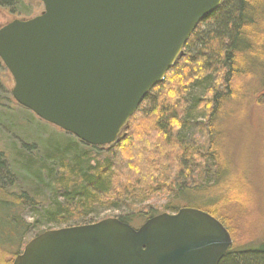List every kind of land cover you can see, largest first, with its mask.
I'll use <instances>...</instances> for the list:
<instances>
[{"label": "water", "instance_id": "water-1", "mask_svg": "<svg viewBox=\"0 0 264 264\" xmlns=\"http://www.w3.org/2000/svg\"><path fill=\"white\" fill-rule=\"evenodd\" d=\"M0 29V59L23 108L95 147L112 146L224 0H40ZM226 227L191 207L139 228L118 218L46 230L13 264H221Z\"/></svg>", "mask_w": 264, "mask_h": 264}, {"label": "trees", "instance_id": "trees-1", "mask_svg": "<svg viewBox=\"0 0 264 264\" xmlns=\"http://www.w3.org/2000/svg\"><path fill=\"white\" fill-rule=\"evenodd\" d=\"M21 5L22 0H0V6L14 15L23 13L19 12ZM203 25H207L204 31ZM258 76L264 80V0H224L200 23L184 56L147 95L129 121L126 136L114 145L90 146L72 135L50 141L46 152L31 150L33 154L24 161V175L15 172L0 150V208L11 212L7 215L8 239L15 234L21 241L38 226L17 215L19 209L43 206L52 196L64 201L47 213V224L54 227L46 230L93 224L83 221L95 209L128 207L147 220L159 215L145 205L153 196H185L210 186V164L216 166L214 181L222 171L216 149L221 120L228 107L245 94V82ZM191 87L203 88V95L192 97ZM200 119L206 123H199ZM135 122L138 128L133 129ZM196 125L204 127L208 149L183 138V130ZM196 173L205 181L193 187ZM188 207L209 213L233 237V229L212 206ZM128 218L118 219L131 224ZM221 264H264V240L242 250L233 245Z\"/></svg>", "mask_w": 264, "mask_h": 264}, {"label": "rangeland", "instance_id": "rangeland-1", "mask_svg": "<svg viewBox=\"0 0 264 264\" xmlns=\"http://www.w3.org/2000/svg\"><path fill=\"white\" fill-rule=\"evenodd\" d=\"M24 4V5H23ZM44 10L40 0H22L19 14H11L0 6V29L15 19H27ZM28 11L27 13H24ZM204 31L207 25L201 26ZM15 82L11 73L0 60V150L5 152L15 172L24 175V161L33 154L32 149L46 152L50 141L67 140L70 134L39 119L34 113L20 106L12 95ZM203 88L191 87L190 95L199 98ZM245 94L239 102L228 107V114L221 120V131L217 136L216 149L222 159V171L214 181L216 166L210 164L208 176L210 186L198 187L185 196L159 194L145 205L155 213H171L173 208H184L190 204L201 207L212 206L219 216L233 229V245L236 250L258 246L264 240V80L261 76L245 82ZM199 123H206L204 119ZM132 127L138 128L137 122ZM185 141H196L209 148L203 126H192L182 132ZM67 137V138H66ZM34 150V151H35ZM18 174V173H17ZM196 173L191 186L204 183ZM190 187V186H189ZM64 199L52 196L43 206H25L19 209L24 221L38 226L32 228L23 238L12 234L8 239L7 215L11 212L0 208V264H12L16 255L39 230L54 227L47 224L46 215L55 211ZM10 202V201H9ZM139 206V205H136ZM4 210V211H3ZM129 217L131 226L139 228L146 217L128 207L119 210L95 209L83 222H98L108 218ZM81 223V222H77Z\"/></svg>", "mask_w": 264, "mask_h": 264}, {"label": "flooded vegetation", "instance_id": "flooded-vegetation-1", "mask_svg": "<svg viewBox=\"0 0 264 264\" xmlns=\"http://www.w3.org/2000/svg\"><path fill=\"white\" fill-rule=\"evenodd\" d=\"M1 60V59H0ZM3 63V62H2ZM4 64V63H3Z\"/></svg>", "mask_w": 264, "mask_h": 264}]
</instances>
